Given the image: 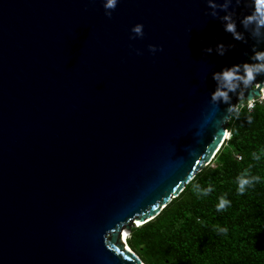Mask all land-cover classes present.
<instances>
[{"label":"water","instance_id":"obj_1","mask_svg":"<svg viewBox=\"0 0 264 264\" xmlns=\"http://www.w3.org/2000/svg\"><path fill=\"white\" fill-rule=\"evenodd\" d=\"M252 43L206 0H120L111 17L102 0H0V264H146L122 232L215 156L212 72Z\"/></svg>","mask_w":264,"mask_h":264},{"label":"trees","instance_id":"obj_2","mask_svg":"<svg viewBox=\"0 0 264 264\" xmlns=\"http://www.w3.org/2000/svg\"><path fill=\"white\" fill-rule=\"evenodd\" d=\"M246 115L228 122L230 138L195 176L214 191L199 197L187 182L154 217L132 224L127 242L146 264H264V183L237 193L235 177L250 161V153L264 144V102ZM242 157L243 159L239 158ZM254 171L264 174V166ZM227 192L231 205H215ZM227 226L221 233L214 225Z\"/></svg>","mask_w":264,"mask_h":264},{"label":"clouds","instance_id":"obj_3","mask_svg":"<svg viewBox=\"0 0 264 264\" xmlns=\"http://www.w3.org/2000/svg\"><path fill=\"white\" fill-rule=\"evenodd\" d=\"M211 16L218 18L224 30L230 32L235 40L245 43L251 38L254 43L251 45V52L247 53L248 59L225 65L219 70L212 72V77L216 81L214 90L210 93L211 101L217 106L220 103L227 105L224 115L220 118L221 123L215 130L228 122L237 120L241 115H246L249 123H252L254 116L252 109L255 107L254 97L258 94L256 88L259 84H264V0H206ZM105 15L111 17L120 0H102ZM243 5L247 11L242 14L237 13V7ZM132 39L143 37L144 23L136 22L131 26ZM232 44L218 42L215 51L223 55ZM148 48L156 53L163 50L162 44L150 43ZM213 47L209 45L204 49L206 53H211ZM138 54H142L141 49H136ZM237 102H233V98ZM247 98V99H245ZM264 99V97H262ZM231 131H225V138H230ZM199 150L191 153L196 157ZM243 159L242 157H239ZM258 166H264V144L257 145L256 149L250 153V161L243 166L235 177L237 193L243 195L250 188H254L258 183H264V174L254 171ZM188 180L191 183L192 191L199 197L207 196L214 191V185L208 183L207 186L201 184L194 173L189 171ZM232 201L228 193L221 194L215 207L217 211L226 210ZM137 225V224H136ZM221 233H228L227 226L214 225Z\"/></svg>","mask_w":264,"mask_h":264},{"label":"built area","instance_id":"obj_4","mask_svg":"<svg viewBox=\"0 0 264 264\" xmlns=\"http://www.w3.org/2000/svg\"><path fill=\"white\" fill-rule=\"evenodd\" d=\"M260 92H261V94L259 95V96H255L253 99H254V101H255V105L257 104V103H262V102H264V99H262V97H264V84H262V87H261V89H260ZM240 157V156H239Z\"/></svg>","mask_w":264,"mask_h":264},{"label":"bare ground","instance_id":"obj_5","mask_svg":"<svg viewBox=\"0 0 264 264\" xmlns=\"http://www.w3.org/2000/svg\"><path fill=\"white\" fill-rule=\"evenodd\" d=\"M137 223H139V222H137ZM127 236H128V231L125 229V230L122 232V238H123V240L125 241V243L127 244V247H129V246H128V243H127Z\"/></svg>","mask_w":264,"mask_h":264},{"label":"rangeland","instance_id":"obj_6","mask_svg":"<svg viewBox=\"0 0 264 264\" xmlns=\"http://www.w3.org/2000/svg\"><path fill=\"white\" fill-rule=\"evenodd\" d=\"M130 233V231H128V234Z\"/></svg>","mask_w":264,"mask_h":264}]
</instances>
